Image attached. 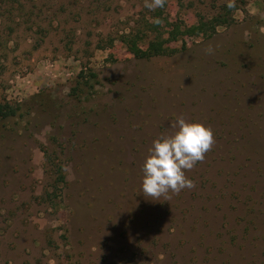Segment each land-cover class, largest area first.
I'll return each instance as SVG.
<instances>
[{"label": "rangeland", "instance_id": "374dc122", "mask_svg": "<svg viewBox=\"0 0 264 264\" xmlns=\"http://www.w3.org/2000/svg\"><path fill=\"white\" fill-rule=\"evenodd\" d=\"M146 2L0 0V103L19 106L0 118V264H264V0ZM137 34L169 53L136 58ZM181 116L215 143L193 188L149 197L141 167Z\"/></svg>", "mask_w": 264, "mask_h": 264}, {"label": "clouds", "instance_id": "9594fccd", "mask_svg": "<svg viewBox=\"0 0 264 264\" xmlns=\"http://www.w3.org/2000/svg\"><path fill=\"white\" fill-rule=\"evenodd\" d=\"M164 4L165 0H151L146 2V7L162 8ZM233 6L232 2L228 4ZM207 51L211 54L213 49L209 47ZM172 127L176 129L173 134L153 141L141 167L142 192L149 197L159 198L170 192L179 194L185 188H193V181L185 173L202 162L215 143L212 128L201 122H189L181 116Z\"/></svg>", "mask_w": 264, "mask_h": 264}, {"label": "trees", "instance_id": "16d2710c", "mask_svg": "<svg viewBox=\"0 0 264 264\" xmlns=\"http://www.w3.org/2000/svg\"><path fill=\"white\" fill-rule=\"evenodd\" d=\"M235 7H228V5L222 6V13H220L218 16L213 18L210 21H206L205 23H201L200 25H190L189 26V32L194 35H206L208 36L213 35L216 33V29L220 25H225L230 22V15L231 12L234 11ZM162 27H166L168 31V27L170 28V24L162 25L161 23H156L153 25L151 31H159ZM159 37V36H158ZM158 37H155L154 39L150 40L147 44L146 48H143L140 44L143 42V37L139 34L135 36L126 35L123 38H121V42L127 45V48L129 51L139 59H146V58H152L160 55H167L170 51V47L168 44H170L169 39H159ZM19 106H14L9 103H0V118L1 119H7L10 117H14L18 114ZM59 182H64V176L59 171Z\"/></svg>", "mask_w": 264, "mask_h": 264}]
</instances>
